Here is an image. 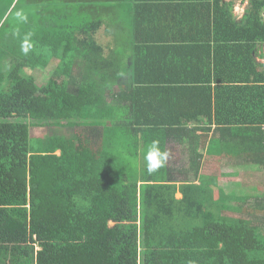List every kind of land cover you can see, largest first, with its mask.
I'll list each match as a JSON object with an SVG mask.
<instances>
[{"label": "trees", "instance_id": "1", "mask_svg": "<svg viewBox=\"0 0 264 264\" xmlns=\"http://www.w3.org/2000/svg\"><path fill=\"white\" fill-rule=\"evenodd\" d=\"M241 1L240 20L225 0L199 4L216 5L217 31L195 81L138 86L121 82L119 32L139 25L151 59L164 45L132 0H0V264H264V191L201 175L207 144L264 172V0ZM154 140L169 158L149 173Z\"/></svg>", "mask_w": 264, "mask_h": 264}, {"label": "crops", "instance_id": "2", "mask_svg": "<svg viewBox=\"0 0 264 264\" xmlns=\"http://www.w3.org/2000/svg\"><path fill=\"white\" fill-rule=\"evenodd\" d=\"M135 5H138L141 8L143 14L145 11L148 13V18L151 19V23L154 25L153 33L155 38H161V42L164 45V52L160 57H153L152 59L148 57L150 53L149 49V39L144 37V31L138 27H135L131 30L130 36L128 33H120L121 41L120 47L125 49V53L122 54L119 49V61L123 68H126L127 74L121 80L122 83L128 81L130 83L137 84H147L146 79H152L151 81L156 80L157 82H167V81H195L194 77L191 78L190 68L196 69L198 67H208V62L214 59V56H211V52L215 50V34L217 31L216 28V5L210 6L211 12L206 5H203L204 13L202 14L201 6L199 4H205L207 0H132ZM241 0H225V3L233 4L231 9H233L234 17L236 20H240L243 17H238L236 14V7ZM242 3V1H241ZM243 4V3H242ZM243 5L248 6V3ZM145 8V9H144ZM144 10V11H143ZM221 10V9H220ZM171 16L172 21L170 25L160 24L164 16ZM104 33V32H103ZM201 33H206L208 37L202 36ZM108 33L105 32L103 35L104 42L111 41L114 38L108 36ZM206 38V39H205ZM211 41V42H210ZM126 42V43H125ZM111 53V52H110ZM110 53H106L105 56ZM155 66V71L160 72L161 76L158 74H152L148 72L146 78L143 79V76L140 77L138 71V66H142L145 70L148 66ZM188 70V71H187ZM164 71L166 73L164 74ZM154 75V76H151ZM206 80L207 77L204 75L198 76ZM156 82V83H157ZM142 85L141 88H143ZM139 88V87H138ZM147 88V87H145ZM195 101L198 100L196 97ZM181 103L176 106H169V109L181 110L187 107L184 104V100L181 99ZM201 102V101H200ZM201 106V105H200ZM189 107V106H188ZM213 114L215 113L212 112ZM216 125L213 126V129H216ZM213 133L210 134V139ZM209 146L202 150L204 156V166L202 168L201 175H212L213 171L218 172V177H221L220 184L223 185V188L228 189V186H232V183L241 185V179L245 178L248 181H255L259 177H264V172L261 171V168L256 166H244L239 164L238 160H235L233 157H210L208 154ZM184 152H179L178 156L173 158L172 161L175 164H178L179 167H176L173 164L172 168L175 169L180 176L179 168L185 170L186 172L190 170V155L189 150L184 148ZM175 155V154H173ZM184 161L185 159H187ZM172 170V169H171ZM227 170V172H223ZM231 174V175H230ZM226 179H235L234 181H226ZM248 185H253L249 183ZM232 190V187L229 188ZM234 188V192H238L244 195L243 188H238L237 191ZM253 190V189H251ZM230 194V193H229ZM181 195V194H180ZM237 195L234 193V196H243Z\"/></svg>", "mask_w": 264, "mask_h": 264}, {"label": "rangeland", "instance_id": "3", "mask_svg": "<svg viewBox=\"0 0 264 264\" xmlns=\"http://www.w3.org/2000/svg\"><path fill=\"white\" fill-rule=\"evenodd\" d=\"M246 6L245 5H243L242 3H241V1H239V3H238V5H237V7H236V9H235V11H236V14H237V16L238 17H243L244 15H245V12H246ZM27 11L28 10H25V13H23V14H26L27 13ZM21 20V17L20 16H14L12 19H11V21L13 22V25H14V23H17V22H19ZM34 76H36V78L40 81H43V76H41L40 77V75L38 74V73H34ZM44 82H41V84H43ZM55 132H57V131H55ZM68 133V135H69V131H65V134H67ZM47 134H48V132H46L45 130H41V129H32V133H31V136L32 137H44V136H47ZM53 134V132H51V131H49V135L51 136ZM200 134H202V132H200ZM60 135V134H59ZM32 140H33V138H32ZM35 142V141H34ZM32 143H33V141H32ZM186 160H188V158L187 159H185L184 161H186ZM223 172H227V170H224ZM235 179H226V181H234ZM241 183L242 184H244L245 185V188H243V192H244V195H252V196H256V195H260L261 193H262V191H264V189H262V188H257V189H253V190H251V185H248L249 184V181L247 180V179H241ZM233 190H231V189H227V191H228V193H230V194H237V195H243V194H240V193H238V192H234V188H232ZM235 191H237V190H235ZM251 192V193H249L248 194V192ZM179 197H182V195H180L179 194ZM231 214V213H230Z\"/></svg>", "mask_w": 264, "mask_h": 264}, {"label": "clouds", "instance_id": "4", "mask_svg": "<svg viewBox=\"0 0 264 264\" xmlns=\"http://www.w3.org/2000/svg\"><path fill=\"white\" fill-rule=\"evenodd\" d=\"M20 16V13H17ZM31 48V44L28 43L27 38L24 41L22 50L25 54ZM169 158V153L167 151H161L158 141H152V143L147 147L144 160L146 162L147 171L149 173L155 172L161 167H163Z\"/></svg>", "mask_w": 264, "mask_h": 264}]
</instances>
